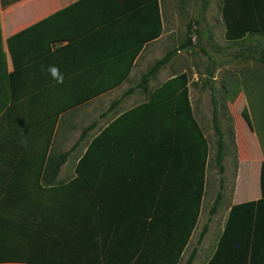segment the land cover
I'll return each instance as SVG.
<instances>
[{
  "label": "trees",
  "instance_id": "1",
  "mask_svg": "<svg viewBox=\"0 0 264 264\" xmlns=\"http://www.w3.org/2000/svg\"><path fill=\"white\" fill-rule=\"evenodd\" d=\"M16 1L0 3L6 7ZM98 1L104 6L121 2L119 16L133 26L131 33L144 34L147 40L161 35L159 0ZM224 3L228 40L237 43L249 38V32L264 34V0ZM42 22L30 28L42 32ZM192 26L186 39L142 77L140 85L146 84L148 99L105 125L79 157L75 176L65 182L58 177L71 150L54 151L60 116L122 80L101 85L100 75L111 76L104 58L85 67L88 72L64 75L63 83H57L52 75H43L44 67L57 65V50L10 70L8 53L1 47L6 41L0 36V264L180 263L200 216L210 143L194 114L188 72L176 73L153 89L149 83L177 51L193 44ZM145 41L128 50L130 66ZM256 42V59L264 65V45L260 39ZM98 69L102 72L95 76L96 87L73 84ZM213 121L216 160L223 173L226 144L215 111ZM96 124L86 126L75 145ZM260 188V198L231 207L209 264H219L222 258L234 264L253 263L256 243L264 237V162ZM221 197L222 187L212 214ZM207 230L208 225L199 241ZM196 253L197 249L185 264H192Z\"/></svg>",
  "mask_w": 264,
  "mask_h": 264
},
{
  "label": "rangeland",
  "instance_id": "2",
  "mask_svg": "<svg viewBox=\"0 0 264 264\" xmlns=\"http://www.w3.org/2000/svg\"><path fill=\"white\" fill-rule=\"evenodd\" d=\"M204 1L161 0L167 30V35L159 44L163 56L186 39L190 23L196 25L195 31L191 29L195 36L191 46L177 51L169 63L157 71L156 77L152 81L150 79L151 85L157 86L176 73L184 71L189 73L190 98L194 114L210 143L206 187L195 239L203 227L209 224L213 216L210 209L221 187L226 196L220 201L219 209L223 208L214 216L213 224L222 226L226 218L228 202L232 199L229 195L234 194L239 170L242 177L240 193L246 195V193L259 192L260 196V172L264 162V65L256 59L259 50L256 41L260 39L264 45V37L247 38L237 43L228 40L225 36V24L219 18L220 12L216 8L217 2L211 0L213 7L204 11ZM1 9L5 8H2L0 3ZM9 10H14L17 20H25L27 17L26 13L16 10L15 7ZM4 14L0 11V36H24L26 34H22L24 30L9 34L10 26H7V23L10 21L11 11ZM3 20L8 27L5 33ZM20 43H23V39H19L16 46ZM12 46L14 53L9 52L11 62L14 59L15 45L12 43L8 46L10 49ZM156 60L149 61L148 71ZM108 100L112 102V99ZM108 104L111 103L97 102L93 106L86 105L78 108L75 113L72 111L64 115L65 118L61 121L55 137L54 151L58 152L60 149L71 152L61 169L59 181L65 182L75 176V166L84 153L85 146L111 117L127 107L121 104L112 107V110L109 109L112 104L110 106ZM214 111L217 112L226 144L223 173L219 171L216 160L218 136L214 128ZM74 114L75 117L70 116ZM95 120L96 128L90 130L87 136L75 145L83 129ZM74 145L75 147L71 149ZM209 237L210 241L214 240L212 234ZM208 251L202 249L198 264L204 263Z\"/></svg>",
  "mask_w": 264,
  "mask_h": 264
},
{
  "label": "crops",
  "instance_id": "3",
  "mask_svg": "<svg viewBox=\"0 0 264 264\" xmlns=\"http://www.w3.org/2000/svg\"><path fill=\"white\" fill-rule=\"evenodd\" d=\"M81 1L82 0H17L16 2L8 5L9 7L1 6L2 8L5 9L0 10L2 11L3 15H5L4 13L11 11L10 21L7 23V26L8 25L10 26L9 27L10 35H12L15 32H19L24 28H29L27 30L28 32L26 34L25 39L19 36L18 38H16L15 41L11 42V40H14L15 36H3L4 41H6V43L4 44V46L2 44L1 47L5 51H7L8 56L10 51L14 53L13 46L11 47V49L8 48L9 46L8 41L10 40V43L11 44L14 43L15 45L14 46L15 54L12 62L11 59L9 58L10 70H14L24 65L25 63L30 62L36 59L37 57L44 55L48 52L52 53L55 50H57L58 51L57 54L58 61L56 62L57 65L52 64L50 66H58L63 76L67 74H76L77 72H81V73L88 72L84 69L85 67H88V65L90 64H99L101 60L107 58L109 64L107 70L106 69L105 70L111 72V76L110 78L109 76L104 77L106 72L104 75H100L98 78L104 79L101 85L102 86L107 85L109 84V82L115 81L118 78H119L118 80H122L121 83L116 86L112 87L111 85L108 91L90 99L89 101L75 108H72L62 113V115L59 118L55 137L60 127L61 121L65 118L64 115L72 111H74L73 113H75V111L80 107H84L86 105L93 106V104L97 102L105 103L106 101L111 103L112 105L114 104L115 101H117L118 103L116 105L124 104L125 106H127L125 109H122V111L116 114L114 113L115 116L111 117V119L105 124L107 125L123 111L130 109L131 107L137 104L145 102L148 99L149 94L146 90V86H145L146 84L140 85L142 82V77L148 72L149 61L150 60L154 61V59L155 60L160 59L163 56L162 53L163 50L161 45L159 44L162 43V40H164V37L167 35V30H166L163 9H162L163 6L161 0L159 1H160V10L162 15L163 30L160 36L149 40H147V36H144V34L140 35V34L131 33L132 31H130V29L133 30L134 29L133 26H131L130 24H126L124 20H122L123 18L120 17L121 14H123L121 12V4H120L121 2L119 3V1H117L116 4H113L112 6L110 4L104 6V4L100 3L98 0H92L89 2H81ZM215 1L217 2L216 8L218 12H220L219 18L224 22L226 27L225 19L223 17V6L225 4L224 3L225 0H215ZM211 2H212L211 0H205L203 2L204 11L207 10V8L209 9L213 7L211 6ZM14 7L16 8V10H21L24 13H26L27 17L25 18V20H17V18H15L16 13L14 12V10L13 11L9 10V8L12 9ZM56 12H58V14H56ZM139 19L141 20V18ZM40 21L44 22V26L42 27V32H39L38 29L33 28ZM5 23H6L5 20H3L4 33L8 31L7 30L8 27L5 26ZM30 26L33 27L30 28ZM138 26H139V22H138ZM225 32H226V28H225ZM30 34H32V36ZM254 34L261 36H251ZM263 35L264 34L262 33L249 32L246 36H249V39H252V38L264 37ZM40 36H44V38L41 40ZM192 36H194V33H192ZM19 39H23V43H20L16 46V42ZM142 40H146V41L142 46V49L134 59L132 66H130L128 50L131 52L134 46L137 45V43H139ZM125 50L127 51L125 52ZM128 70L129 73L124 78ZM98 72L101 73L102 70L98 69L95 72H89L90 77L86 76V78L83 79L81 82L73 81V84L76 85L78 88L92 89L98 85V82H96L95 80V76L96 74H98ZM43 75L44 76L51 75V73L48 71V67L43 68ZM156 75L157 74H155L151 78V81L153 78L156 77ZM168 78H166L165 80H167ZM151 81L149 83V89H153L156 87L151 85ZM130 89H134V90L131 93H129ZM108 99H112V102ZM109 109L113 110L112 107H110ZM70 116L75 117L76 115L74 114ZM96 126L93 129H95ZM54 143H55V138H54ZM88 144L87 146H85L84 152L88 147ZM59 151H66V150L59 149ZM240 181H242V177H241V171L239 170V176L236 181L234 194L229 195L232 196V199L228 202L229 204L227 206V209L225 208L227 213H226L225 221L223 222L222 226L218 227V225L213 224V222H214V216L218 214L220 211H222L223 208L222 207L221 209H219L220 201L223 200L224 196H226L225 192L223 191V188H222V197L217 205V209L215 213L212 214L213 216L209 221L208 230L205 233L202 241H199V239L205 226L199 232V235L196 239H195L196 227H194L190 240L182 252V258L179 264H185L186 260L191 256V254L196 249H197V253L192 264H198L202 254V249L209 250L206 255L205 261L202 264H209V262L213 259L217 251V248L219 246V241L225 230L226 221L229 212L231 210V207L234 204L241 203L242 201L245 202L246 200L247 201L255 200L261 197V194L260 196L258 195L259 192L254 194L246 193V195L241 194L240 191L242 188L240 189V187L242 186ZM217 195L215 197L214 204L210 209V212L215 205ZM211 234L213 235V239H214L213 241L209 240L210 239L209 236ZM210 242L212 243L210 244ZM256 244L257 246L255 247V251L253 252L252 264H264V237L261 236V238H259V241ZM219 264H234V263H232L229 259L222 258Z\"/></svg>",
  "mask_w": 264,
  "mask_h": 264
},
{
  "label": "clouds",
  "instance_id": "4",
  "mask_svg": "<svg viewBox=\"0 0 264 264\" xmlns=\"http://www.w3.org/2000/svg\"><path fill=\"white\" fill-rule=\"evenodd\" d=\"M48 71L51 73L53 79H55L57 83H60V84L63 83L64 76L60 72V69L58 66H49Z\"/></svg>",
  "mask_w": 264,
  "mask_h": 264
},
{
  "label": "built area",
  "instance_id": "5",
  "mask_svg": "<svg viewBox=\"0 0 264 264\" xmlns=\"http://www.w3.org/2000/svg\"><path fill=\"white\" fill-rule=\"evenodd\" d=\"M195 27H196V25L194 24L193 26H192V31H195ZM194 36H195V34H194ZM193 37V36H192Z\"/></svg>",
  "mask_w": 264,
  "mask_h": 264
}]
</instances>
